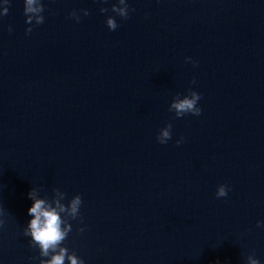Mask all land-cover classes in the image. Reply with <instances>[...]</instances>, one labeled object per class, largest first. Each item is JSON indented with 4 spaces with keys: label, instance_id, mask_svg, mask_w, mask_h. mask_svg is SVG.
I'll return each mask as SVG.
<instances>
[{
    "label": "water",
    "instance_id": "95a60500",
    "mask_svg": "<svg viewBox=\"0 0 264 264\" xmlns=\"http://www.w3.org/2000/svg\"><path fill=\"white\" fill-rule=\"evenodd\" d=\"M116 2L42 0L29 34L24 0L0 16V264L47 259L33 188L81 196L61 246L84 264H264V0ZM189 90L201 115L177 118Z\"/></svg>",
    "mask_w": 264,
    "mask_h": 264
},
{
    "label": "clouds",
    "instance_id": "9594fccd",
    "mask_svg": "<svg viewBox=\"0 0 264 264\" xmlns=\"http://www.w3.org/2000/svg\"><path fill=\"white\" fill-rule=\"evenodd\" d=\"M102 2H107V0H102ZM10 0H3V5L0 6V16L6 15L9 11ZM44 5L42 0H24V14L26 16V23L30 25L25 31L26 34L31 33L33 21L35 25H40L44 23ZM83 15H89L87 9H81ZM108 8L101 7L100 12H108ZM131 11H134L132 9ZM111 12L115 13L116 16L122 19H127L129 17L130 9L127 0H117L111 7ZM70 18L75 19L77 22L80 21V16L77 14L76 10L69 13ZM106 25L110 30H115L118 27L115 16H108L106 19ZM11 26H9V31L11 32ZM191 58H186L190 60ZM195 63V62H193ZM195 83V80L192 81ZM201 99V95L196 92L189 90L187 95L182 98L180 94H177L169 107V111L175 112V117H183L187 114H192L194 116L201 115V108L198 107V101ZM172 124L168 123L165 127L161 128L156 139L160 144H166L171 138ZM183 141V137L176 141L177 146H179ZM230 189L227 185H219L217 187L216 196L217 198L226 197ZM38 190L33 188L28 193L29 198L33 201L32 206L28 210V214L32 217L30 222L24 229V235L31 237V244L33 247L39 248L40 257H45L47 259H41L40 264H84V261L76 256V254L70 253L67 247H62V243L66 240L69 232L72 229L69 220L76 219L80 214V207L82 204V199L80 195H75L71 198L67 205L61 203L60 201L66 199V193L60 191L59 189H53L54 196L51 200L47 198H38ZM59 197V199L57 198ZM64 214L65 218H62ZM3 221L0 220V225ZM257 227H264V221H257ZM81 228L79 231H83ZM219 264V261H217ZM247 264H260L257 258L253 255L247 256Z\"/></svg>",
    "mask_w": 264,
    "mask_h": 264
}]
</instances>
